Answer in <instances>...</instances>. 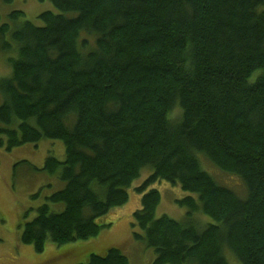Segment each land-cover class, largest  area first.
Wrapping results in <instances>:
<instances>
[{
	"label": "trees",
	"instance_id": "obj_1",
	"mask_svg": "<svg viewBox=\"0 0 264 264\" xmlns=\"http://www.w3.org/2000/svg\"><path fill=\"white\" fill-rule=\"evenodd\" d=\"M49 1L59 12L39 13V25L21 10L0 14L10 68L0 76V147L65 148L41 168L64 183L46 197L63 209L39 206L21 243L41 252L46 241L97 236L147 167L132 227L155 251L150 264H229L226 247L241 264H264V0ZM161 180L190 193L176 200L184 220L156 217L160 193L148 188ZM85 264L129 262L110 248Z\"/></svg>",
	"mask_w": 264,
	"mask_h": 264
},
{
	"label": "rangeland",
	"instance_id": "obj_2",
	"mask_svg": "<svg viewBox=\"0 0 264 264\" xmlns=\"http://www.w3.org/2000/svg\"><path fill=\"white\" fill-rule=\"evenodd\" d=\"M259 9L264 10V4ZM13 10L23 11L25 19L38 25L39 13L48 10L59 12L49 0H12L9 4L0 2L1 21H8L7 15ZM9 72L5 54L0 53V76H6ZM1 102L0 94V104ZM48 156H53L59 161L64 160L65 148L61 140L42 139L36 144L26 143L11 151L0 147V264H85L91 254L104 255L110 248L121 250L129 264H150L156 256L155 251L144 242L133 238L132 227L133 213L141 208V194L136 192L135 188L151 174V169L147 167L127 189L128 201L113 208L107 215L106 220L111 225L102 229L97 236L61 245L46 241L41 252H37L30 244L21 243L23 225L35 217L39 206L47 203L54 212L63 209V204H53L46 200V197L64 187L57 175L52 176L41 170ZM199 157L202 162V155ZM201 164L239 197L246 194L245 187L238 177L214 168L205 160ZM152 188L160 193L156 217L167 215L177 221L184 220L187 210L177 205L176 200L190 193L164 180L155 182L148 189ZM197 219L200 225L213 222L204 215H197ZM223 254L229 264H241L227 247Z\"/></svg>",
	"mask_w": 264,
	"mask_h": 264
}]
</instances>
